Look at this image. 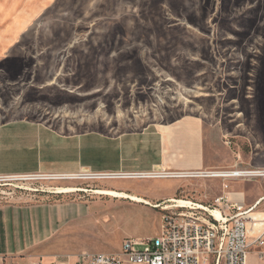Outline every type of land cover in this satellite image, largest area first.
<instances>
[{"label": "rangeland", "instance_id": "obj_1", "mask_svg": "<svg viewBox=\"0 0 264 264\" xmlns=\"http://www.w3.org/2000/svg\"><path fill=\"white\" fill-rule=\"evenodd\" d=\"M12 14H23L28 27L16 61L0 62L1 123L22 115L51 119L57 105L71 99L94 106L108 102L110 120L113 113L138 118V125L128 129L194 116L204 120L207 171L264 169L261 86L247 84L259 92L251 104L238 100L224 106L232 58L226 54L231 51L243 59L254 50L263 53L264 0H0V29L11 24ZM219 39L232 45L222 47L218 59ZM240 43L246 51L240 52ZM260 62L250 63L251 79L264 76V54ZM235 105L238 108L230 111ZM13 107H22L24 113H14ZM180 180L184 185L174 199L181 201L199 203L202 182L211 201L250 187L264 195V178ZM150 181L85 179L76 184H88L92 191L112 189L111 184L131 186L151 203L169 193L171 188L156 189ZM64 182L45 174L0 178V205L55 200ZM92 191L66 195L67 200L91 204L90 217L71 237L73 248L116 254L124 239L158 234V209L100 198ZM57 238L49 247L61 254L71 244L62 245Z\"/></svg>", "mask_w": 264, "mask_h": 264}, {"label": "crops", "instance_id": "obj_2", "mask_svg": "<svg viewBox=\"0 0 264 264\" xmlns=\"http://www.w3.org/2000/svg\"><path fill=\"white\" fill-rule=\"evenodd\" d=\"M16 1L18 0H8V3ZM42 1L52 4L55 0ZM12 16L13 14L10 15L11 24L3 25L0 29V62L16 61V56L25 48L21 40L27 31V22L24 21L23 14L16 15L15 18H11ZM12 110L14 113H24L22 107H13ZM126 115L113 113L114 117L110 120L108 102L101 101L94 106L88 100L79 104L71 99L57 105L51 119L42 115H22L0 122V177L83 173L133 175L160 170H208L202 118L183 116L165 124L151 123L142 128L128 129L133 124L138 125V118H127ZM64 183L67 184L66 187L83 189L76 193L92 191L90 185L76 184V180ZM150 184L156 189H171L165 195L152 198L155 202L151 203L138 190H131V186L123 188L111 184V188L141 196L151 205H157L174 200L184 181L155 179ZM198 186L203 194L201 193L197 204L206 206L211 202L206 193V183H199ZM85 190L87 192H83ZM55 195H58L57 199L46 202L0 205V264H27L31 257H41L44 262H49L54 258L88 252L86 249L73 248L71 237L76 228L90 217V202L80 198L67 200L65 198L68 194ZM222 195L229 202L245 207L251 206L263 196L254 187L244 193L226 192ZM246 199L249 201L247 204ZM248 218H253L248 222L250 234L264 228V206L254 210ZM59 236L62 238V245L66 242L71 246L61 254L52 253L49 244ZM245 264L264 262L250 253Z\"/></svg>", "mask_w": 264, "mask_h": 264}, {"label": "built area", "instance_id": "obj_3", "mask_svg": "<svg viewBox=\"0 0 264 264\" xmlns=\"http://www.w3.org/2000/svg\"><path fill=\"white\" fill-rule=\"evenodd\" d=\"M46 176L56 181H72L76 177L98 180L126 177L141 180H226L263 178L264 169L197 172L160 170L133 175L83 173ZM226 188L227 186H224V189ZM180 201L174 199L153 205L154 209L161 212L158 234L145 240L124 239L116 254L84 252L54 258L49 262H44L41 257H31L27 264H245L250 253L255 254L259 261L264 262V228L255 234H250L248 228V222L253 220V218H248V214L264 206V195L249 207L231 203L224 195L214 198L203 208H198V204L191 201H185L188 205L181 206ZM215 211L218 212V217L213 215Z\"/></svg>", "mask_w": 264, "mask_h": 264}, {"label": "flooded vegetation", "instance_id": "obj_4", "mask_svg": "<svg viewBox=\"0 0 264 264\" xmlns=\"http://www.w3.org/2000/svg\"><path fill=\"white\" fill-rule=\"evenodd\" d=\"M219 43L217 44V55H218V59L221 57V49L222 47L224 49H226V47L230 48V45H232L231 41L228 42H224L223 44H221L222 42H220V39L218 41ZM238 48H240V52L241 50L246 51V49H242V44H237ZM254 53L249 54V55H244L243 59L242 58H238L236 57V55L232 54L231 51H229L226 56L229 57V69H230V73L228 76H230V80H228V83H230L229 88L230 91H228V98H226V103L224 106L230 105L231 103H237L239 100V103H248L251 104L250 102L256 101L258 99V94L259 92L255 91L254 89L251 88V86H247L248 83H251L252 86H261V99H262V106L264 107V76L262 78H250L253 75H251L249 72L253 71L252 68H250V63H257V62H262L263 59V54H264V49H263V53H261V50H254ZM235 56V57H234ZM260 62V63H261ZM239 71V76H236V72ZM245 73V74H244ZM253 86V87H254ZM248 89L249 91H243L242 89ZM242 93H247L246 95H242ZM223 93L219 92L218 96H222ZM233 96V97H232ZM221 100V98H218ZM243 99H250L247 100L246 102L243 101ZM238 104V103H237ZM222 104L220 103V108H221ZM262 107V108H263ZM235 108H238L237 105L235 106H231L229 108V110H233ZM228 110V111H229ZM221 111V110H220ZM234 113H230L228 116H232ZM232 121V120H230ZM237 127H239L241 124H236ZM236 127V126H233Z\"/></svg>", "mask_w": 264, "mask_h": 264}, {"label": "bare ground", "instance_id": "obj_5", "mask_svg": "<svg viewBox=\"0 0 264 264\" xmlns=\"http://www.w3.org/2000/svg\"><path fill=\"white\" fill-rule=\"evenodd\" d=\"M79 178H81V179H79ZM85 178L86 177H76L75 179H72V180H84ZM114 180H133V179H129V177H126V178H120V179H114ZM80 190H83V189H76V188H73V187H63V188H59L56 191V193H58V194H71V193H74V192L76 193V192H78ZM83 192H87V191L85 190ZM92 193L95 194V195H98L100 198L109 197L111 199H114V198L123 199V200L126 199V200H129V201L135 202V203L149 205L150 207L153 206V205H151L148 201H146L143 198L137 197L135 195L127 194V193H124V192H119V191H116V190H113V189H98V190L92 191ZM179 204L181 206H187L188 205L187 202H185V201H180ZM198 208H203V206L198 205ZM252 212H254V210ZM252 212H250L248 214V216ZM213 215L216 216V217L219 216L217 211L213 212Z\"/></svg>", "mask_w": 264, "mask_h": 264}]
</instances>
